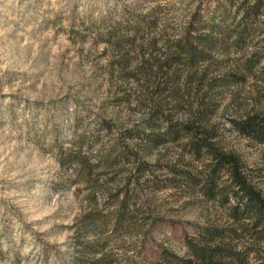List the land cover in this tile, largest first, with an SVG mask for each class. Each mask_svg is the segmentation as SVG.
I'll return each mask as SVG.
<instances>
[{
    "label": "rangeland",
    "instance_id": "obj_1",
    "mask_svg": "<svg viewBox=\"0 0 264 264\" xmlns=\"http://www.w3.org/2000/svg\"><path fill=\"white\" fill-rule=\"evenodd\" d=\"M188 1L0 0V264H74L78 245L98 241L110 264H141L132 239L86 232L82 224L84 216L104 210V191L125 184L166 219L202 225L216 217L217 208L197 195L144 190L150 174L132 185V160L101 168L99 153L122 141L148 165L177 161L178 146H153L145 138L164 129L148 126L155 110L175 122L189 111L207 110V123L224 127L222 147L261 169L264 150L228 125L259 108L254 80L221 81L234 71L235 55L216 54L214 63L199 64L192 83L184 80L185 68L172 66L155 75L173 54L171 43L181 34ZM124 14L155 23L150 30L141 28L131 46L118 47L116 38L133 37L116 31ZM116 130L135 136L124 138ZM70 154L96 167L90 178L65 163ZM141 219L134 218L137 224ZM152 237L183 254L168 234Z\"/></svg>",
    "mask_w": 264,
    "mask_h": 264
},
{
    "label": "trees",
    "instance_id": "obj_2",
    "mask_svg": "<svg viewBox=\"0 0 264 264\" xmlns=\"http://www.w3.org/2000/svg\"><path fill=\"white\" fill-rule=\"evenodd\" d=\"M186 10L181 34L171 43L173 54L165 59V67L155 69V75H163L172 66L185 68L184 80L192 83L199 64L214 63L216 54L235 55L234 71L221 81L238 85L254 80L259 108L229 120L228 125L237 137L264 150V0H189ZM154 23V19L145 23L124 14L115 27L134 37L141 28L152 29ZM133 37H118L115 45L129 47ZM207 112L189 111L181 122L162 111L153 112L149 128L152 131L162 124L164 129L160 135L145 138L153 146L162 142L178 146L180 155L172 165H148L123 141L104 148L98 162L101 168L109 169L121 160H132L136 174L132 185L137 186L138 176L150 174L144 190L197 195L217 208L216 217L206 218L202 225L166 219L125 184L119 191L103 192L104 210L91 212L82 220L86 232L98 230L111 238L132 240L135 236L140 241L131 240V244L141 264H264V164L261 169H252L238 154L225 150L220 143L224 127L208 124ZM100 124L111 130L109 124ZM116 132L124 138L135 136ZM65 163L74 164L77 175L86 178L96 169L78 154H70ZM160 172H164L163 177L158 176ZM138 215L142 217L139 224L134 220ZM155 232L168 234L181 245L183 254L156 242L152 237ZM101 244L78 245L74 264H110Z\"/></svg>",
    "mask_w": 264,
    "mask_h": 264
}]
</instances>
